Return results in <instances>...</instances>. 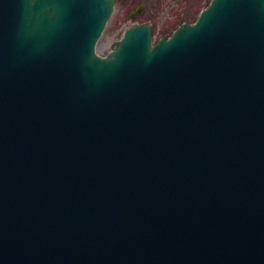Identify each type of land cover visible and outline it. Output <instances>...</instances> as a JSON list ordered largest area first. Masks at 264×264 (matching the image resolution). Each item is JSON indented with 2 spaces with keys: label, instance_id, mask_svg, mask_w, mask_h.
<instances>
[{
  "label": "water",
  "instance_id": "95a60500",
  "mask_svg": "<svg viewBox=\"0 0 264 264\" xmlns=\"http://www.w3.org/2000/svg\"><path fill=\"white\" fill-rule=\"evenodd\" d=\"M114 3L0 0V264H264V0Z\"/></svg>",
  "mask_w": 264,
  "mask_h": 264
},
{
  "label": "rangeland",
  "instance_id": "374dc122",
  "mask_svg": "<svg viewBox=\"0 0 264 264\" xmlns=\"http://www.w3.org/2000/svg\"><path fill=\"white\" fill-rule=\"evenodd\" d=\"M211 0H115L113 13L96 45V53L106 56L131 25L148 24L153 29V43L171 35L182 23H193ZM143 5V13H130Z\"/></svg>",
  "mask_w": 264,
  "mask_h": 264
},
{
  "label": "flooded vegetation",
  "instance_id": "af4514ba",
  "mask_svg": "<svg viewBox=\"0 0 264 264\" xmlns=\"http://www.w3.org/2000/svg\"><path fill=\"white\" fill-rule=\"evenodd\" d=\"M140 7H142V8H140ZM143 9H144V6H143V5L138 6L134 11H132V12L130 13V16L133 17V18H134V17L136 18L137 15L143 13Z\"/></svg>",
  "mask_w": 264,
  "mask_h": 264
},
{
  "label": "bare ground",
  "instance_id": "6f19581e",
  "mask_svg": "<svg viewBox=\"0 0 264 264\" xmlns=\"http://www.w3.org/2000/svg\"><path fill=\"white\" fill-rule=\"evenodd\" d=\"M135 24H138V23H135Z\"/></svg>",
  "mask_w": 264,
  "mask_h": 264
}]
</instances>
